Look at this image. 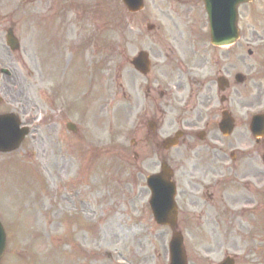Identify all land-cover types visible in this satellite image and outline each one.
<instances>
[{
	"label": "rangeland",
	"instance_id": "374dc122",
	"mask_svg": "<svg viewBox=\"0 0 264 264\" xmlns=\"http://www.w3.org/2000/svg\"><path fill=\"white\" fill-rule=\"evenodd\" d=\"M240 12L246 17V36H264V0ZM148 24L154 30L147 31ZM204 24L203 6L194 0H144V10L134 15L125 12L120 0H0V68L11 72L10 77L0 74V113L13 112L23 123L25 117H36L20 148L0 154V220L7 231L0 264H168L171 232L154 223L141 177L158 158L129 157L127 134L135 114L130 107H144L148 85L175 81L164 53L178 50L175 40L180 42L185 32L191 35V27L201 31ZM9 28L20 42L18 52L5 45ZM60 29L67 30L66 40ZM84 33L95 54L90 45L81 54L69 49L67 41L83 40L78 38ZM199 45L207 51L204 39ZM141 50L150 56L147 78L128 64ZM90 75L94 89L81 108L100 109L102 116L86 157L113 141L119 149L102 151L96 168L89 164L87 169V158L75 152L73 139L67 144L59 136L64 119L53 117L68 107L65 100L80 101L78 94L88 93ZM52 107L59 110L52 113ZM89 213L92 220L86 218ZM97 218L96 226L88 225ZM259 224L256 236L241 228L243 237L232 232L214 243L250 248V253H237L239 264H264V202ZM77 246L85 254L79 259L71 256ZM206 260L202 252L189 254L190 264Z\"/></svg>",
	"mask_w": 264,
	"mask_h": 264
},
{
	"label": "flooded vegetation",
	"instance_id": "af4514ba",
	"mask_svg": "<svg viewBox=\"0 0 264 264\" xmlns=\"http://www.w3.org/2000/svg\"><path fill=\"white\" fill-rule=\"evenodd\" d=\"M238 29L239 39L233 46L207 43L204 51L199 45L204 34L191 27V35L185 32L180 42L175 40L181 54L173 50L166 54L175 80L171 88L166 83L157 84V91L148 87L144 107L137 103L130 107L134 113L143 110L139 128L133 126L130 131L129 153L134 161L156 157L173 162L177 230L186 240L188 253L196 239H211L201 250L212 253L221 248L214 243L217 237L232 232L243 237L241 228L246 234L261 229L264 140L253 138L248 127L251 110L264 105V36H246V17L240 11ZM95 111L65 108L53 117L64 119L59 136L67 144L73 139L79 156L91 151L89 140L101 114L100 109ZM168 113L173 117L169 123ZM224 117L233 126L229 135L221 128ZM50 124L55 130L53 121ZM172 130L179 134L178 144L166 150L163 141ZM89 155L97 156L95 150Z\"/></svg>",
	"mask_w": 264,
	"mask_h": 264
},
{
	"label": "water",
	"instance_id": "95a60500",
	"mask_svg": "<svg viewBox=\"0 0 264 264\" xmlns=\"http://www.w3.org/2000/svg\"><path fill=\"white\" fill-rule=\"evenodd\" d=\"M130 12H136L142 8V0H122ZM205 9L208 12L210 19L219 17L223 19L224 14L230 9V14L235 20L236 6L244 1L249 0H203ZM227 12V14L229 13ZM232 20V21H233ZM230 23L231 31L235 32V26ZM234 23V22H233ZM214 28H219L214 26ZM151 29V26L148 27ZM219 30V29H218ZM216 30V31H218ZM6 43L11 50H18V42L11 32L6 36ZM134 67L145 74L148 70V56L144 52H140L136 58L131 62ZM1 73L10 75V73L2 69ZM264 125V116L263 120ZM27 134L26 129L19 128V122L14 115H1L0 116V152H9L17 149L24 136ZM152 190V199L150 201L151 209L155 221L160 225H168L174 227L175 224V211L173 203V186L170 182L159 177L158 179L151 178L148 181ZM6 246L5 233L0 225V258L4 254ZM171 264H186L185 257L182 250V242L178 233L174 232L169 244Z\"/></svg>",
	"mask_w": 264,
	"mask_h": 264
}]
</instances>
